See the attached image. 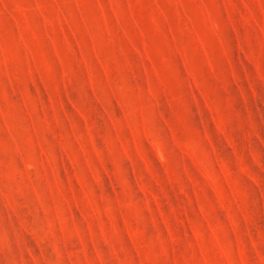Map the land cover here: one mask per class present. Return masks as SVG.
<instances>
[{
	"label": "rangeland",
	"instance_id": "374dc122",
	"mask_svg": "<svg viewBox=\"0 0 264 264\" xmlns=\"http://www.w3.org/2000/svg\"><path fill=\"white\" fill-rule=\"evenodd\" d=\"M0 264H264V0H0Z\"/></svg>",
	"mask_w": 264,
	"mask_h": 264
}]
</instances>
